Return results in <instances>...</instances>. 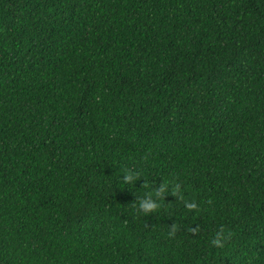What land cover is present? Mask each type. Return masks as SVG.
Instances as JSON below:
<instances>
[{"label":"trees","instance_id":"obj_1","mask_svg":"<svg viewBox=\"0 0 264 264\" xmlns=\"http://www.w3.org/2000/svg\"><path fill=\"white\" fill-rule=\"evenodd\" d=\"M0 264H264V0H0Z\"/></svg>","mask_w":264,"mask_h":264},{"label":"clouds","instance_id":"obj_2","mask_svg":"<svg viewBox=\"0 0 264 264\" xmlns=\"http://www.w3.org/2000/svg\"><path fill=\"white\" fill-rule=\"evenodd\" d=\"M138 177V173L133 172L132 170H127L124 173L122 180L124 184L133 186L135 182L138 181ZM169 190L171 191L172 195L183 200L184 205L187 209L193 210L198 207L195 200L189 202V200L184 198L183 190L178 184L173 186L170 182L163 181L158 189H153L152 192L139 200V202L135 205L136 209L139 213H142L145 216H149L157 212L160 209L161 204L165 202V196L169 195ZM177 227L178 226L175 224L171 225V230L169 231L168 235L172 236L177 230ZM228 235L229 234H225L222 228L221 231L216 232L215 236L211 239L210 242L214 246H222L223 242L228 239Z\"/></svg>","mask_w":264,"mask_h":264}]
</instances>
